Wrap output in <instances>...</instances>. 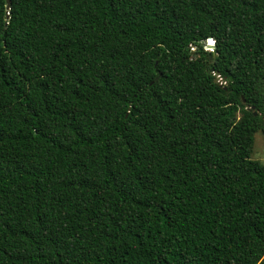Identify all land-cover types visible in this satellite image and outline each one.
<instances>
[{"label":"trees","instance_id":"obj_1","mask_svg":"<svg viewBox=\"0 0 264 264\" xmlns=\"http://www.w3.org/2000/svg\"><path fill=\"white\" fill-rule=\"evenodd\" d=\"M257 131L264 0H0V264H264Z\"/></svg>","mask_w":264,"mask_h":264},{"label":"rangeland","instance_id":"obj_2","mask_svg":"<svg viewBox=\"0 0 264 264\" xmlns=\"http://www.w3.org/2000/svg\"><path fill=\"white\" fill-rule=\"evenodd\" d=\"M206 50H211L212 48L209 46L206 41L205 44ZM251 159L259 160L264 162V135L261 131H257L253 136L252 149L250 153Z\"/></svg>","mask_w":264,"mask_h":264},{"label":"water","instance_id":"obj_3","mask_svg":"<svg viewBox=\"0 0 264 264\" xmlns=\"http://www.w3.org/2000/svg\"><path fill=\"white\" fill-rule=\"evenodd\" d=\"M9 5H10V0H7V7L8 8H9ZM207 42H208L209 46L213 49L214 48V41H213V39L211 37H209L207 39Z\"/></svg>","mask_w":264,"mask_h":264}]
</instances>
